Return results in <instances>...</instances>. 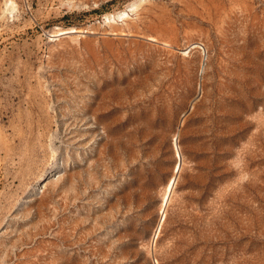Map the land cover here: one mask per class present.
<instances>
[{"label":"rangeland","instance_id":"374dc122","mask_svg":"<svg viewBox=\"0 0 264 264\" xmlns=\"http://www.w3.org/2000/svg\"><path fill=\"white\" fill-rule=\"evenodd\" d=\"M0 264H264V0H0Z\"/></svg>","mask_w":264,"mask_h":264},{"label":"bare ground","instance_id":"6f19581e","mask_svg":"<svg viewBox=\"0 0 264 264\" xmlns=\"http://www.w3.org/2000/svg\"><path fill=\"white\" fill-rule=\"evenodd\" d=\"M70 30V29H69ZM70 31H72V32H74V31H76V30H74V29H72V30H70ZM173 183V182H172ZM171 187H172V185H171ZM170 191V190H169ZM167 200V199H166Z\"/></svg>","mask_w":264,"mask_h":264}]
</instances>
